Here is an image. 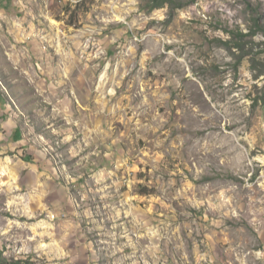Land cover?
I'll return each instance as SVG.
<instances>
[{
    "label": "rangeland",
    "instance_id": "rangeland-1",
    "mask_svg": "<svg viewBox=\"0 0 264 264\" xmlns=\"http://www.w3.org/2000/svg\"><path fill=\"white\" fill-rule=\"evenodd\" d=\"M175 1L0 0L8 260L264 264V0Z\"/></svg>",
    "mask_w": 264,
    "mask_h": 264
},
{
    "label": "trees",
    "instance_id": "trees-1",
    "mask_svg": "<svg viewBox=\"0 0 264 264\" xmlns=\"http://www.w3.org/2000/svg\"><path fill=\"white\" fill-rule=\"evenodd\" d=\"M152 1H153V4H154L153 9H162V8H165V6H170L172 8V11H173L176 7H178L175 0H152ZM251 35H254V34H251ZM233 37H234V41H235V37L244 39V38L250 37V36L238 33L236 35L234 34ZM235 46L238 49L241 48V46L238 43H236ZM1 100H2V98L0 96V102H1ZM261 100L264 101V94H263V97L261 98ZM19 134H20V131L17 130L16 131V135H19ZM0 264H25V262L21 261V260H14V259L13 260H8L3 255V252L0 251Z\"/></svg>",
    "mask_w": 264,
    "mask_h": 264
}]
</instances>
